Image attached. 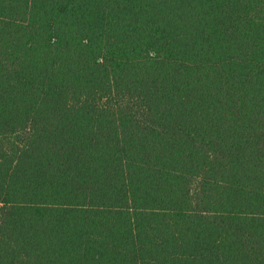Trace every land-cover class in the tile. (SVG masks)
I'll return each instance as SVG.
<instances>
[{
    "label": "trees",
    "instance_id": "obj_1",
    "mask_svg": "<svg viewBox=\"0 0 264 264\" xmlns=\"http://www.w3.org/2000/svg\"><path fill=\"white\" fill-rule=\"evenodd\" d=\"M0 264H264V0H0Z\"/></svg>",
    "mask_w": 264,
    "mask_h": 264
}]
</instances>
